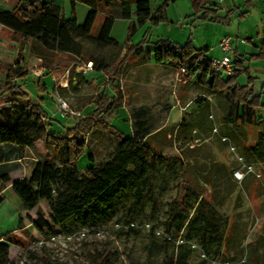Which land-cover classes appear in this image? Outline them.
<instances>
[{
    "label": "trees",
    "instance_id": "obj_1",
    "mask_svg": "<svg viewBox=\"0 0 264 264\" xmlns=\"http://www.w3.org/2000/svg\"><path fill=\"white\" fill-rule=\"evenodd\" d=\"M69 2L72 10L76 3L89 8L83 25H78L73 15L65 19L54 0H16L12 10L0 9V26L8 29L19 43L14 63L0 65L4 71L0 100L7 98L8 102V106L0 108V204L2 191L9 186L25 210H36L35 219L30 223L39 234L70 236L79 229H98L114 220L118 236L125 234L137 238L141 228L147 226L143 222L147 221L152 227L145 248L148 256L160 255L159 264H186L196 246L203 256L201 264H207L206 258L218 259L229 222L227 215L220 214L218 209L223 200L218 201L214 191L200 188L195 176L191 178L197 182L188 183L184 179L187 167L182 159L164 156L151 144L152 137L163 128V125L157 126L152 108L140 106L130 110L128 134L106 124L100 117L112 104L117 102L120 105L123 100L117 83L128 60L135 62L141 58L159 66L169 65L173 70H184L188 84L194 83L216 94V101L223 108L224 124L241 129L223 133L226 140L236 144L239 157L263 162L264 114L259 115L261 111L264 113V105L260 103L262 92H255L248 69L240 66L242 61L238 58L233 62L234 76L223 77L210 67L205 52L195 50L190 41L179 45L169 39H159L154 43L142 41L122 46L110 37L115 20H132L130 35L147 22L155 25L164 22L166 4L151 14L146 0ZM205 5V0H191L193 11L204 10L197 20L221 22L215 12L210 17L211 10ZM98 17L100 23L92 34ZM84 39L94 42L98 48L124 50V56L119 58L117 55L107 62L101 56L90 55L85 61ZM26 53L39 60L38 70L41 72L67 69L69 83L74 68L54 62L56 55L65 56L74 63L85 61L91 64V70L105 75L106 82L95 93L99 101L97 108L90 116H79L64 137L47 132L45 122L49 116L43 109V99H32L28 93ZM199 56L204 57L202 63L198 62ZM110 68H113L111 74L108 73ZM242 73L249 80L244 86L237 84ZM41 77L35 84L39 93H42ZM108 87L112 88L113 96L106 94ZM208 106L205 102L201 110ZM92 130L107 132L115 142L114 150L99 165H94L89 155L86 174L58 188L55 159L62 161L65 149L70 161L83 155L86 152L84 138ZM36 143H41L47 153L33 163L28 177L11 180L10 174L16 170L18 160L23 158L22 151L33 150ZM172 182L175 183L174 197L165 202L164 197ZM40 202L47 204L48 218L38 208ZM21 221L19 216L18 224ZM11 238L12 233L0 237V264H13L6 257ZM110 257L97 254L92 257V262L112 264ZM42 264L51 263L43 260Z\"/></svg>",
    "mask_w": 264,
    "mask_h": 264
},
{
    "label": "rangeland",
    "instance_id": "obj_2",
    "mask_svg": "<svg viewBox=\"0 0 264 264\" xmlns=\"http://www.w3.org/2000/svg\"><path fill=\"white\" fill-rule=\"evenodd\" d=\"M54 4L62 9L65 19H70L73 15L78 25H83L89 12V8L83 3H76L74 10L69 0H54ZM15 5L16 0H0L1 10L10 11ZM260 6L257 5L252 17L245 19L239 12L234 13L227 25L196 20L198 24L192 27L190 18H186L185 3L179 2L171 8L164 6L166 14L164 22L156 25L147 22L137 28L132 35L129 32L132 20H115L110 37L122 46L135 45L142 41L154 43L159 39H170L179 45L190 41L196 49H207L208 57H213L210 51L215 49L214 57L217 59L220 57L217 49L219 40L211 39L222 35L229 36L233 39L231 58L234 57L233 52L237 43L240 44V52L249 53L245 57L244 65L250 68L251 85L259 92L264 87V57L260 59L251 56L255 51L258 53L255 48L258 40H252L250 43L244 39L248 37L255 39L257 31H261L260 20L264 15ZM150 7L151 14L160 8L155 7L153 0ZM255 12L258 14L257 17ZM99 23L100 17L96 20L92 34L96 32ZM204 37L205 40H200ZM235 38L238 40H234ZM82 44L86 53L85 61L90 55L101 56L107 62L114 60L117 55L119 58L124 56V50L98 48L94 42L87 39L82 40ZM16 48L17 45L12 39L5 44L0 43V65L14 62ZM85 61L74 63L62 55L54 57V62L68 67L73 66L74 75L69 83L67 69L43 75L44 72L38 70L40 62L26 53L25 65L30 73L27 86L30 88L31 96L37 95L33 83L36 77L40 75L43 77L46 111L54 118L55 124L46 127L49 133L64 135L65 130L72 127L79 116H90L97 108L99 101L95 93L101 88V84L106 82L105 75L90 70L92 67L89 68ZM171 68L169 65H156L152 61L148 63L141 58L135 62L128 60L117 83L123 100L120 105L117 102L112 104L100 118L106 124H111L120 132L128 134L130 110L141 105L151 107L157 126L163 125L162 130L150 140L151 144L164 156H179L182 159V163L187 167L184 179L188 183L198 181L200 188L214 191L217 200H223L222 207L218 209L220 214L224 213L229 220L226 239L220 257L215 260L206 258L207 264H264V161L240 158L236 144L226 140L223 133L239 132L241 129L224 124L223 108L219 106L212 93L194 83L188 84L184 79V73ZM112 72L113 68H110L108 73ZM248 81L247 75L242 73L237 83L243 86ZM3 82L4 71L0 67V85ZM107 95H114L111 87L108 88ZM58 100L68 106V112L59 109ZM205 102L209 106L201 110V105ZM261 104L264 105V95L261 97ZM4 106H8L7 98L0 100V108ZM261 113L263 112H259ZM248 133L250 135V131ZM83 145L86 152L75 162L70 161L67 149L62 161L55 159L58 188L86 174L90 165L89 155L92 156L94 165H99L115 148L112 137L100 130H92L84 138ZM45 153L46 150L41 143H36L33 150H23L21 166L12 174V179L28 177L33 161ZM237 171H240L242 178L237 179L234 176ZM192 176H195L197 181L192 179ZM174 186V182L169 185L164 197L165 202L174 197ZM2 197L0 237L12 233L6 257L13 264H42L43 260H48L51 264H94L92 257L97 254L102 257L110 255L112 264L160 262L159 254L148 256L145 248L148 231L152 227L147 221L143 223L148 227L144 225L137 238L125 234L118 236L114 220L98 229H79L70 236L61 233L39 234L30 223L35 219L36 210H25L9 187L2 191ZM38 208L44 217L48 218L47 204L40 202ZM19 216L22 217L21 224H18ZM192 250L186 264H201L203 256L200 248L196 246Z\"/></svg>",
    "mask_w": 264,
    "mask_h": 264
},
{
    "label": "crops",
    "instance_id": "obj_3",
    "mask_svg": "<svg viewBox=\"0 0 264 264\" xmlns=\"http://www.w3.org/2000/svg\"><path fill=\"white\" fill-rule=\"evenodd\" d=\"M149 4V8H150V11H151V7H150V3H151V0H146ZM206 1V7L211 10V15L210 17L212 16V12H215V14L221 19V22H218V23H222V24H229L230 22V17L231 15H233L234 13L236 12H239L240 16L242 18H247V17H252V13H254L255 11V8L257 7V5H261L260 6V9L263 11V15H264V0H205ZM153 2H155V7H160L162 4H166L167 6H169L170 8L172 6H175L177 3L179 2H182V3H185V12H187V15H186V18H190V25L193 27L197 22L196 20L202 15V13H204V10L197 13L195 11H193L192 7H191V0H153ZM155 11V10H154ZM225 13V14H224ZM255 15L256 17L258 16V14L255 12ZM206 22H209V21H203V23H206ZM261 24H260V28H261V31H257V33L255 34V39H252L251 37H248L247 39H244L250 43H252L251 41L252 40H258L259 43L257 45V47L255 46L256 50H258V53L255 51L253 54H251V56H255L257 58H260L262 59L264 57V16H263V19L260 20ZM210 23V22H209ZM198 24V23H197ZM224 25V26H225ZM2 27V26H1ZM0 28V43L2 44H5L8 42V40L12 39L16 45H17V48H16V52H15V58H14V61L16 59V55H17V51H18V47H19V43L17 41V39H15V37L13 36V34L6 28ZM259 30V28H257ZM196 32V31H195ZM226 35H222L221 37H218V38H215V39H211V40H220L222 37H225ZM170 40V39H169ZM190 40V39H188ZM195 40V39H193ZM200 40H205V37L203 39H200ZM233 40V39H232ZM234 40H238L237 38H235ZM239 43H237V46L235 48V55L233 54L234 57H232V60L233 62H236V58H238L239 60H241L242 62L240 63V66L242 68H246L248 69V73L250 74V68L248 66H245L244 65V61H245V57L246 55H248L249 53L243 51V52H240L239 51ZM194 48V47H193ZM195 50L197 51H202V52H205V57L207 59H212L214 57V52H215V49H213L212 52L213 54V57H208L207 56V49H196L194 48ZM219 52V51H218ZM220 55V53H219ZM238 56V57H236ZM215 58V57H214ZM237 59V60H238ZM39 61V60H38ZM14 63V62H13ZM12 63V64H13ZM239 63H237L238 65ZM170 67V66H169ZM172 69V68H171ZM237 69V68H236ZM91 70V68H90ZM173 70V69H172ZM60 71V70H58ZM52 72H57V71H52ZM52 72H49V73H52ZM48 74V71H44V74ZM29 76H30V73H29ZM39 77V76H38ZM38 77H36L35 79V82L34 83V87H35V91H36V96H31L30 94V88H28V93L30 95V97L32 99H43V109L46 111V102L44 101V94H45V91H44V82H43V77L40 78L41 79V84H42V93H39L38 89L36 88V82H37V79ZM239 78V77H238ZM252 78V77H251ZM68 79V78H67ZM238 80V79H237ZM238 84V83H237ZM246 85V84H245ZM244 86V85H243ZM253 86V85H252ZM109 88V87H108ZM107 88V90H108ZM254 88V87H253ZM256 93H259V92H262V95L261 97L264 95V87L258 92L255 90ZM106 94H107V91H106ZM212 96H215L216 97V94H213ZM260 103H261V98H260ZM263 105V104H261ZM141 106H145V105H141ZM140 107V106H138ZM136 108V107H135ZM47 115L49 116V120L45 122L46 124V127L47 126H55L54 124V118L51 117V115L49 114L48 111H46ZM262 115L264 113H261ZM259 114V115H261ZM75 124V123H74ZM74 126V125H73ZM72 126V127H73ZM72 127L70 128H67L65 130V134L62 135V136H59V137H64L66 135V131L71 129ZM47 130V129H46ZM48 132V131H47ZM49 133V132H48ZM50 134H53V133H50ZM55 135V134H53ZM55 136H58V135H55ZM43 147V146H42ZM47 153V151H46ZM69 154V153H68ZM70 156V155H69ZM21 160V159H20ZM20 160H18V166L16 168V170L14 172H16L21 164H20ZM37 159H35L33 161V163L36 161ZM76 160L74 161H71V162H75ZM33 166V165H32ZM12 172L10 174V178L12 180V174L14 173ZM24 177V176H22ZM9 186H7L6 188H8Z\"/></svg>",
    "mask_w": 264,
    "mask_h": 264
},
{
    "label": "built area",
    "instance_id": "obj_4",
    "mask_svg": "<svg viewBox=\"0 0 264 264\" xmlns=\"http://www.w3.org/2000/svg\"><path fill=\"white\" fill-rule=\"evenodd\" d=\"M232 38L229 36L222 37L218 43H217V49L220 53L219 58H212L209 59L210 67L221 73L224 76L227 77H233L234 76V67H233V60L230 56V53L232 51ZM204 61V57L199 56L198 62L202 63ZM89 68L91 67V64H88ZM184 70H181V73H183ZM58 106L59 109L63 112H68V106L61 100H58ZM234 176H236L237 179L242 178V174L240 171H237L234 173Z\"/></svg>",
    "mask_w": 264,
    "mask_h": 264
}]
</instances>
